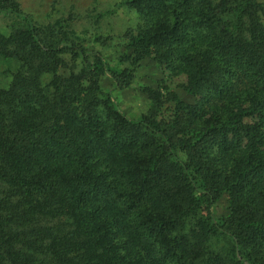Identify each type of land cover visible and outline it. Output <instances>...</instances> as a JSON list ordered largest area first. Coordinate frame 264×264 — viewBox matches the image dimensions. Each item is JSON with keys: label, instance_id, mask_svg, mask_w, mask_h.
<instances>
[{"label": "trees", "instance_id": "16d2710c", "mask_svg": "<svg viewBox=\"0 0 264 264\" xmlns=\"http://www.w3.org/2000/svg\"><path fill=\"white\" fill-rule=\"evenodd\" d=\"M128 4L141 23L111 64L0 0V264H264V8ZM146 59L192 101L128 116L101 80L128 88Z\"/></svg>", "mask_w": 264, "mask_h": 264}, {"label": "rangeland", "instance_id": "374dc122", "mask_svg": "<svg viewBox=\"0 0 264 264\" xmlns=\"http://www.w3.org/2000/svg\"><path fill=\"white\" fill-rule=\"evenodd\" d=\"M129 0H16L24 13L30 15L35 24L45 27L64 20L75 36L88 42L91 48L102 52L111 64H116L126 53V34L136 29L141 21L137 10ZM264 8V0H257ZM13 25L11 17H0V33L8 35ZM129 66V63L126 64ZM8 65L0 60V84L6 85L4 75ZM184 77L173 74L170 66L161 67L156 61L146 59L135 69V78L130 87L117 89L110 77L101 80L104 91L112 92L122 110L137 118L148 113L155 98L169 91L180 98L188 97L182 90ZM165 111V110H164ZM221 211L224 207L220 206Z\"/></svg>", "mask_w": 264, "mask_h": 264}]
</instances>
